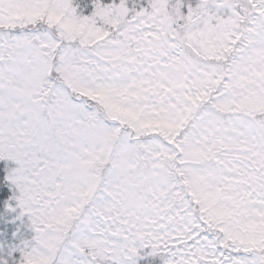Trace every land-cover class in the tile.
Wrapping results in <instances>:
<instances>
[{
  "label": "snow or ice",
  "instance_id": "1",
  "mask_svg": "<svg viewBox=\"0 0 264 264\" xmlns=\"http://www.w3.org/2000/svg\"><path fill=\"white\" fill-rule=\"evenodd\" d=\"M0 160V264H264V0H0Z\"/></svg>",
  "mask_w": 264,
  "mask_h": 264
},
{
  "label": "trees",
  "instance_id": "2",
  "mask_svg": "<svg viewBox=\"0 0 264 264\" xmlns=\"http://www.w3.org/2000/svg\"><path fill=\"white\" fill-rule=\"evenodd\" d=\"M11 166H14V162L0 160V173H3L6 167H11ZM3 211H4L3 204L0 203V212ZM0 243L3 244V247L0 248V256H7L9 247L15 243H18V240L13 238L10 235L9 231L5 228L4 231L0 232Z\"/></svg>",
  "mask_w": 264,
  "mask_h": 264
}]
</instances>
